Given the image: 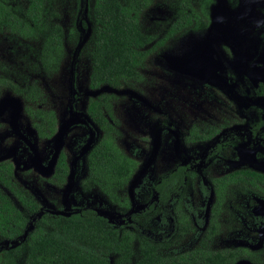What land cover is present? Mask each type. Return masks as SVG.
Here are the masks:
<instances>
[{
	"label": "flooded vegetation",
	"instance_id": "flooded-vegetation-1",
	"mask_svg": "<svg viewBox=\"0 0 264 264\" xmlns=\"http://www.w3.org/2000/svg\"><path fill=\"white\" fill-rule=\"evenodd\" d=\"M141 1L137 12L139 29L151 39L139 48L144 56L135 74L120 77L111 88L106 87L114 94L109 98L102 95L107 92L105 89L95 94L89 85L94 0L90 9L87 5L83 9L85 27L77 19L75 30L67 33L53 22L56 15L50 14L48 8L51 0L45 1L41 20L33 32L27 33L16 23L0 22V31L8 30L39 42L29 67L39 68L43 74L55 73L65 60V40L78 39L70 69L73 86L68 117L61 120L62 131L56 113L38 105L41 89L35 81L23 76L16 85L0 76V214L8 213L7 205L8 211L14 209L26 219L21 234H0V257L4 262L26 264L27 238L37 228L44 233L56 230L52 223L56 218L74 220L94 215L116 234L126 231L129 237L126 244L130 253L125 257L113 242L108 251L103 246L92 250L102 264H138L145 247L147 253L158 258L156 264H264V0L205 3L196 0L195 7L192 0H179L178 16L159 38L144 33L141 28V14L152 0ZM24 2L22 8L20 3ZM0 4L9 9L7 13L24 20L28 0H0ZM209 24L215 35L193 50L186 59L189 62L179 67L182 73L192 77L173 80L183 87L188 85L182 94L185 102L179 113H169L167 107L170 100H175L174 92L155 97L153 106L135 92L115 93L119 81L130 80L139 85L151 77L153 67L149 58L161 52L160 48L169 39L186 37L192 32L200 35ZM56 28L61 34V48L54 45L45 49L44 42L57 36ZM83 53L89 66L90 90L85 94L84 107L77 111L76 104L81 102H76L79 98L74 89L75 68L79 54ZM123 93L133 101L136 116L139 110L148 108L143 110L149 120L147 128L134 131H146L142 139L138 134H122L115 118L114 97ZM107 99L111 113H107ZM27 101L34 108L26 109ZM205 104L217 107L213 112H197ZM157 110L160 117L154 114ZM129 122L136 123L133 113ZM67 126L68 130L73 127L85 130L80 140L75 139L76 155L63 148ZM106 138L131 162L130 177L122 185L123 179L119 178V181L101 180L102 187L90 175V155ZM138 140L144 149L150 147L142 166L152 167L160 159L163 172L157 177L142 176L141 183L131 186L130 191L126 185L139 172L138 161L132 154L137 149L133 147L127 154L123 148ZM74 183L84 193L97 190L114 209L73 204L69 195L58 197L65 184ZM141 187L147 190L145 196L138 194ZM146 215H150L148 222ZM155 216L154 229L146 231L145 225L152 223ZM14 241L16 245L11 246ZM69 246L70 251L64 255L38 253L37 260L40 264L77 262L72 245ZM85 257H80L83 263Z\"/></svg>",
	"mask_w": 264,
	"mask_h": 264
},
{
	"label": "rangeland",
	"instance_id": "rangeland-1",
	"mask_svg": "<svg viewBox=\"0 0 264 264\" xmlns=\"http://www.w3.org/2000/svg\"><path fill=\"white\" fill-rule=\"evenodd\" d=\"M23 1V0H19ZM194 7L197 6L196 0H192ZM204 3L209 0H201ZM24 3H20L21 7H24ZM85 5L90 9L91 0H51V4L48 6L50 14H55L54 23L62 27L64 33H67L70 30H75V23L77 19L83 23L84 21V12L83 9ZM215 6V5H214ZM211 6V7H214ZM179 9V0H152L148 7L141 14V28L144 33H152L155 37L159 38L167 30L169 23L172 22L178 16ZM237 9L234 8V11ZM89 12V10H88ZM90 18V16L88 17ZM206 33V34H203ZM218 34V33H217ZM212 35H215L214 29L210 28V24L205 27V30L196 35L192 32L191 35L186 37H176L169 39L164 46H162L161 52H155L149 59V64L153 67L150 70L151 77L145 78L139 85L134 84V81L125 80L119 81L116 88L114 89L115 93L118 94L120 91L126 90L135 92L140 97H144L148 100L149 105H155V97L160 96V94L174 92L175 100H170L167 104L169 113L180 112L183 107L185 100L183 99V92L187 91V86L183 87L182 84H176V80L181 78H190L192 74H184L181 72L179 67L186 65L190 58L191 52L198 49L199 46L205 44L207 41L212 39ZM216 37V36H215ZM66 38V36H65ZM77 37L68 38L65 40L64 48L66 49V58L60 64V67L55 73L43 74L40 72L39 68H31L29 65L34 60V52L39 48V42H35L29 39L20 37L17 34H14L8 30L0 31V76L11 79L15 82L16 85H19L21 78L23 76L28 77V79L33 80L37 83L41 89V99L38 105H41L43 110H53L57 117V124L59 125V131H62L63 120L68 117V106L70 102V91L72 89L71 83V64L72 56L76 48L78 47ZM216 43H219L217 38ZM83 53L79 54L78 62L76 63L75 76H76V87L75 95L79 99L76 102H81L76 104V110L80 111L84 107L85 103V94L89 92L88 89V72L89 66L88 61ZM186 60V61H184ZM145 77V76H144ZM174 80V81H173ZM109 90V89H105ZM74 91V90H73ZM72 91V92H73ZM86 92V93H85ZM116 99L112 104V110L115 115L118 125H121L122 134H138L140 139H142V132H134L135 130L146 129L149 122L148 117L143 113V110H148V108H143L139 110L138 115L136 116V111L133 112V105L129 96L123 93L121 96L114 97ZM22 101V100H21ZM25 104L26 109L34 108L31 102L27 101ZM23 104V103H22ZM37 106V105H36ZM148 107V106H147ZM216 105H202L197 109V112H213ZM220 107V106H219ZM132 113L135 117L136 123L131 125ZM61 114V116H60ZM160 117V112L157 110L154 113ZM66 117V118H65ZM128 121V125H127ZM62 122V123H61ZM60 123V124H59ZM68 127H64L65 130V139L63 143V148L70 151H73V154L76 155L78 150V145L74 146L75 139L80 140V137L85 132L83 127H73L68 130ZM119 134L122 135L119 131ZM141 148H140V147ZM136 148L133 154V158L137 159L139 172L134 175L135 178L126 185L127 189L131 191V186L137 187L141 183V177H157L160 173L163 172V166L160 159H155L152 167L142 164L146 161L147 153L150 150V147L143 148V144L138 141H131V145H126L123 150L125 153L129 154L132 148ZM161 156V152L157 155ZM157 158V157H156ZM168 159L172 161V156L169 155ZM170 164V163H169ZM173 164V162H171ZM151 165V164H150ZM73 175V174H72ZM70 184V182H69ZM65 184L61 192H58V197L61 196H70L73 204H89L91 206H97L98 208H108L114 209V206L110 204L107 199L103 198L97 190L84 193L80 188L75 186V183L71 186ZM146 188H140L138 193L141 196H145ZM141 196L138 197L139 202H141ZM147 216V215H146ZM150 215L145 218V221L148 222ZM155 216L145 225L146 231L153 230L155 227ZM143 219V218H142ZM141 219V220H142Z\"/></svg>",
	"mask_w": 264,
	"mask_h": 264
},
{
	"label": "trees",
	"instance_id": "trees-1",
	"mask_svg": "<svg viewBox=\"0 0 264 264\" xmlns=\"http://www.w3.org/2000/svg\"><path fill=\"white\" fill-rule=\"evenodd\" d=\"M45 1L28 0L24 20L11 12L7 13L9 9L0 4V12L3 17L0 22L16 23L17 27L27 33L33 32L41 20L40 12L44 9ZM123 1L122 3L121 0H94L92 6V17L95 24L90 39L92 46L89 85L99 92H103L101 91L103 87L111 88L116 79L131 77L135 74L137 65L144 56L139 48L151 39L150 36L140 32L138 25L137 12L142 1ZM54 32L57 36H54L53 40L47 39L44 42L45 49H50L54 45L56 48L59 46L61 48L59 29L56 28ZM102 95L109 98L114 94L107 91ZM110 106L107 99V113H111ZM89 160L90 175L102 187L104 184L101 180L106 182L117 179L119 181L120 178V180L123 179L120 181V185H122L130 177L132 166L129 158L121 153L109 138L99 143ZM105 191H108V184ZM7 207L6 205L5 211L8 213L4 216L0 214V234L7 235L9 232L21 234L26 219L14 209L8 211ZM52 223L57 227L53 232L44 233L37 228L27 238L26 264H40L37 260L38 253L51 254L52 256H57L56 253L64 255L70 251L69 244L72 245L71 249L75 252V257L78 258L77 262L72 260L70 264H102L98 262L99 256L92 250L103 246L105 251H108V246L112 242L113 245L120 248L119 251L123 257L130 253L126 244L129 240L126 234L128 232L122 231V234H116L114 230L105 227L97 216L88 215L86 219L75 218L74 220L58 217ZM143 246L145 245L143 244ZM76 249H79L78 253ZM148 253L145 247L142 251L143 258L138 264H156L158 258L153 253ZM78 255L80 257L86 255L83 259L84 263ZM0 264L9 263L4 262L1 256Z\"/></svg>",
	"mask_w": 264,
	"mask_h": 264
},
{
	"label": "water",
	"instance_id": "water-1",
	"mask_svg": "<svg viewBox=\"0 0 264 264\" xmlns=\"http://www.w3.org/2000/svg\"><path fill=\"white\" fill-rule=\"evenodd\" d=\"M102 89H110V88H106V87H104V88H102ZM106 91H107V90H106ZM98 92H99V90H95L94 93L96 94V93H98ZM61 214H63V212H61ZM16 243H17V241H14L13 243H11V246L16 245ZM2 245H3V244H2ZM4 246H6V245H4ZM1 249H2V248H1ZM1 249H0V250H1Z\"/></svg>",
	"mask_w": 264,
	"mask_h": 264
}]
</instances>
